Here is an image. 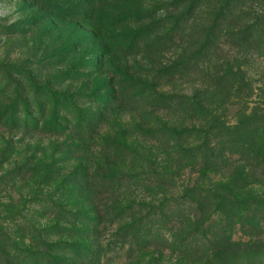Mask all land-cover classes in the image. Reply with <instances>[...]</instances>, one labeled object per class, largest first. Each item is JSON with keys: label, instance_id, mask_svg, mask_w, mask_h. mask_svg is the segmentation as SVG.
Segmentation results:
<instances>
[{"label": "trees", "instance_id": "16d2710c", "mask_svg": "<svg viewBox=\"0 0 264 264\" xmlns=\"http://www.w3.org/2000/svg\"><path fill=\"white\" fill-rule=\"evenodd\" d=\"M243 6L244 0H185L174 6L175 14H130L131 21L111 29L118 46L104 42L103 26L93 21L103 48L100 64L112 53L122 56L97 75L109 80L112 91L95 112L109 119L105 131L94 137L86 132L96 156L89 166L78 159L65 170L53 156L56 145L50 154L40 151L35 169H28L31 179L27 175L40 197L38 239L19 246L0 227V264H155L152 245L188 257L206 222L240 214L248 188L238 170L222 166L237 154L260 156L264 150L246 125V108L234 125L226 121L244 94L235 89L233 65L206 46L218 39L210 27L221 26V14ZM18 121L14 117L11 127L27 128ZM81 128L67 145L73 155L81 149L76 142H85ZM32 162L27 158L18 166ZM125 247L126 262L109 258V252Z\"/></svg>", "mask_w": 264, "mask_h": 264}, {"label": "rangeland", "instance_id": "374dc122", "mask_svg": "<svg viewBox=\"0 0 264 264\" xmlns=\"http://www.w3.org/2000/svg\"><path fill=\"white\" fill-rule=\"evenodd\" d=\"M184 4L185 0H0V227L12 242L23 246L30 237L38 239L41 230L40 197L34 195L33 181L27 182L32 173L28 169H35L40 151L50 154L56 145L53 156L65 170L78 159L89 166L96 156L86 132L94 137L105 131L109 119H100L95 112L112 91L109 80L97 75L103 76L109 63L122 56L112 53L104 66L100 64L103 48L94 22L103 26L101 39L118 46L119 38L111 35V29L115 23L131 21L127 15L175 14L174 6ZM221 15V26L210 27L218 39L206 48L216 59L233 65L231 72L239 80L235 89L244 94V100L226 113V121L234 125L238 111L246 108V125L264 150V0H244L243 7ZM187 38L186 33L184 41ZM83 115L85 119L78 121ZM12 117L27 128L11 127ZM80 127L85 142H76L81 149L73 155L67 145ZM35 129L59 132L49 135ZM27 158L33 162L18 166ZM232 160L222 170H238L240 183L248 188L245 205L237 208L240 214L206 222L197 248L188 257L176 251L159 252L152 245L149 251L158 259L155 264H264V152L237 154ZM30 223L37 233L31 232ZM126 250L108 256L113 262H126Z\"/></svg>", "mask_w": 264, "mask_h": 264}]
</instances>
